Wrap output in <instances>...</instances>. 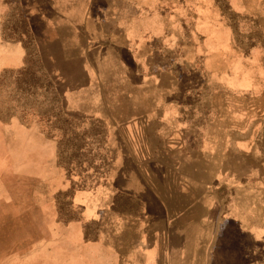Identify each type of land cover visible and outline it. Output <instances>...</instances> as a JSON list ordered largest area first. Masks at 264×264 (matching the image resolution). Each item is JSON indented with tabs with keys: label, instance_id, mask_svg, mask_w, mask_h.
Wrapping results in <instances>:
<instances>
[{
	"label": "rangeland",
	"instance_id": "374dc122",
	"mask_svg": "<svg viewBox=\"0 0 264 264\" xmlns=\"http://www.w3.org/2000/svg\"><path fill=\"white\" fill-rule=\"evenodd\" d=\"M22 1L0 0V264H104L103 256L112 255L103 247L113 249L114 215L144 216L145 206L131 202L130 192L114 193L113 155L103 137H119L124 149L136 151L138 163L128 161L118 175L123 189L151 172L170 173L159 111L130 117L112 110L111 120L97 111L87 118L66 113L57 90L65 86L41 62ZM40 1L54 20L38 26L42 41L70 39L71 31L57 27L82 17L83 3ZM134 1L135 21L178 31L169 42L181 40V62L171 56L176 74L226 69L232 85L243 88L189 94L182 117L190 120V137L200 129L210 135L217 124L223 130L226 122L234 137H252L249 154L233 158L231 211L247 238L236 233L222 246L234 250V263L264 264V0ZM160 64L153 62V78Z\"/></svg>",
	"mask_w": 264,
	"mask_h": 264
},
{
	"label": "crops",
	"instance_id": "0c3cea01",
	"mask_svg": "<svg viewBox=\"0 0 264 264\" xmlns=\"http://www.w3.org/2000/svg\"><path fill=\"white\" fill-rule=\"evenodd\" d=\"M75 1L83 3L82 17L57 27L71 31V38L50 43L38 33L39 25L54 21L46 15L48 10L40 0L22 1L30 12L29 26L41 62L52 80L65 86L57 88L61 108L83 118L97 111L103 120L113 118L112 110H125L130 117L159 111L165 156L173 163L170 173L156 178L150 171L149 180L133 186L135 193L126 185L123 189L118 175L128 161L138 163L136 151L124 149L119 137H103L113 155L114 193L130 192L136 198L131 202L145 206L144 216L114 215L113 249L103 247L112 255L103 256L104 264H238L233 261L234 250L222 243L236 233L247 238L240 231L242 221L231 211L233 158L249 154L252 137H234L227 122L225 129H219L218 120L210 135L203 136L200 129L190 137V120L182 115L189 94L243 88L232 85L226 69L176 74L171 56L181 62V40L175 46L169 42L178 31L171 32L168 23L135 21L134 0ZM15 50L18 62L22 61V47L16 45ZM155 60L161 61V73L153 78L150 68ZM139 84L145 89L139 90Z\"/></svg>",
	"mask_w": 264,
	"mask_h": 264
},
{
	"label": "bare ground",
	"instance_id": "6f19581e",
	"mask_svg": "<svg viewBox=\"0 0 264 264\" xmlns=\"http://www.w3.org/2000/svg\"><path fill=\"white\" fill-rule=\"evenodd\" d=\"M127 130V129H126Z\"/></svg>",
	"mask_w": 264,
	"mask_h": 264
}]
</instances>
